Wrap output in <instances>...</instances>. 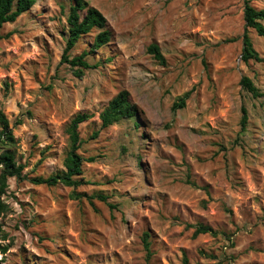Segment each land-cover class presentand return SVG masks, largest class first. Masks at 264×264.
Instances as JSON below:
<instances>
[{"label": "rangeland", "instance_id": "obj_1", "mask_svg": "<svg viewBox=\"0 0 264 264\" xmlns=\"http://www.w3.org/2000/svg\"><path fill=\"white\" fill-rule=\"evenodd\" d=\"M86 1L104 14L112 40L87 56L98 66L82 77L60 62L70 0H36L1 30L0 111L15 143H0V153L14 151L27 177H11L0 195L8 248L0 264H185V255L190 264H264V97L240 83L248 76L264 92V36L253 28L263 61L242 57L245 2L264 9V0ZM100 31L81 37L71 57ZM122 90L139 127L123 119L101 128V112ZM78 113L92 115L79 126V154L96 158L83 163L86 183L32 182L64 168ZM197 223L221 233L195 237Z\"/></svg>", "mask_w": 264, "mask_h": 264}, {"label": "trees", "instance_id": "obj_2", "mask_svg": "<svg viewBox=\"0 0 264 264\" xmlns=\"http://www.w3.org/2000/svg\"><path fill=\"white\" fill-rule=\"evenodd\" d=\"M69 12L67 15L68 23V37L66 39V45L64 47L61 63L69 64L74 70V73L78 77H82L85 74L86 69L95 68L97 64H91L87 59V56L94 53L97 49L107 45L112 40L111 31L107 28V19L104 14L96 7L91 6L86 0H70ZM36 3V0H0V39L4 36L1 33L3 26L6 23L15 22L23 13L30 10ZM244 19L246 25V31L243 35V51L242 57L245 62L250 59L256 61H263L259 52L255 49L253 42L248 35L247 28H253L260 35L264 36V9H257L250 4L249 1L245 2L244 7ZM95 28H100L94 38L93 46L90 50H85L81 54L71 57V51L76 47L78 41L84 35L91 33ZM148 51L159 60L161 63H165V57L161 51L160 46L157 43H152L148 47ZM241 85L245 90L250 92L253 97H264V92L261 91L254 81L248 77L243 76L240 80ZM189 95L187 92L179 101L175 102L173 109L182 108L186 104V97ZM243 116L241 119L242 131L246 129L248 115L247 109L242 107ZM139 114L138 107L133 104L129 99V93L126 90L120 91L115 95L108 103L107 107L101 112V128H106L123 119H133L136 121V127H139L137 122V115ZM92 117L89 113H78L72 120L68 128L70 148L64 159V168L56 173H52L47 177L35 176L31 178V181L36 184H46L48 186H55L57 184H63L69 187H78L85 184L86 181L80 177L83 174L84 161H94L95 157H83L79 154V149L82 146L83 141L80 138L79 126L81 123L88 121ZM20 123V122H19ZM0 143L3 145H11L15 143V136L12 128L10 127L9 120L5 114L0 111ZM99 135V130L92 133L91 138H96ZM0 195L4 194L8 188V180L11 177L18 179H24L27 176L23 174L24 164L18 163L16 160V154L14 151L8 149L0 153ZM75 197H81L86 194H78L76 192ZM102 200H107V196L99 195ZM111 207H115L114 204H109ZM7 209L5 202L0 201V214ZM218 230L209 224L197 223L193 236L199 234H210L217 236L220 234ZM149 232H144L143 243L146 250V258L149 261L152 257L151 242L149 240ZM0 239H6V234L2 224L0 223ZM7 246L0 244V250L5 253ZM184 263L190 264L186 255L184 256Z\"/></svg>", "mask_w": 264, "mask_h": 264}]
</instances>
